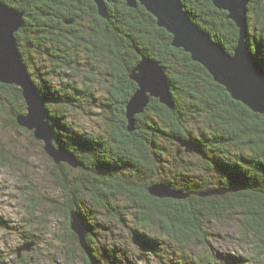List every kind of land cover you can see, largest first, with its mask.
<instances>
[{"label":"trees","instance_id":"trees-1","mask_svg":"<svg viewBox=\"0 0 264 264\" xmlns=\"http://www.w3.org/2000/svg\"><path fill=\"white\" fill-rule=\"evenodd\" d=\"M3 1L25 12L16 40L28 68L33 52L48 60L47 77L39 74L44 85L33 80L46 100L55 144L81 164L76 169L55 165L53 181L64 203L54 208L68 219L67 239L78 240L70 227V214L77 210L83 214L89 253L97 264H136L115 244L95 247L96 229L107 230L102 217L117 218L142 257L155 256L159 264H264V116L234 100L205 67L173 47V36L141 5L134 9L123 0H111L109 19H104L93 0ZM183 3L193 21L233 53L239 29L228 13L211 0ZM247 20V42L264 66V0L249 1ZM65 47L69 55L50 62L59 50L65 55ZM144 56L164 66L174 105L168 108L152 99L129 132L126 108L138 89L130 76ZM100 70L112 86L97 98L93 76ZM92 106L107 116L104 132L88 133L76 121L88 108L91 113ZM2 109L15 126L17 116L27 113L19 87L0 83ZM187 142L196 150L189 151ZM8 157L0 141V160L9 165ZM160 184L185 198L152 196L149 188ZM25 188V194L32 190ZM28 200L33 211L43 204L34 197ZM124 211L133 225L127 224ZM233 213L241 215L239 245L248 248V256L228 254L223 262L210 250L197 253L193 245L205 244L206 223ZM83 254L85 264H91ZM21 261L18 264H31Z\"/></svg>","mask_w":264,"mask_h":264},{"label":"water","instance_id":"water-1","mask_svg":"<svg viewBox=\"0 0 264 264\" xmlns=\"http://www.w3.org/2000/svg\"><path fill=\"white\" fill-rule=\"evenodd\" d=\"M99 16L109 19L107 3L111 0H93ZM130 8L143 6L157 19V25L173 36L172 45L191 55L213 77L225 87L231 97L247 106L254 113L264 116V66L252 52L248 42L247 14L250 0H211L215 7L228 13L239 29V40L233 53L193 21L185 9L183 0H123ZM25 12L0 0V83L14 85L22 90L27 113L17 116V124L33 133L41 141L48 156L57 165L66 163L72 168L80 167L79 160L70 151L55 144V132L51 124L46 100L39 92L20 52L16 34L24 26ZM67 24H72L68 21ZM138 85L126 108L128 131H134L137 115L143 114L152 99L172 108L173 96L164 66L146 56L131 73ZM189 151H195L192 142L185 143ZM234 189L233 191H238ZM149 193L158 198L182 199L185 196L164 185H154ZM71 230L77 235L81 248L90 256L87 243V225L83 214L77 210L70 214ZM33 244H26L19 251H30Z\"/></svg>","mask_w":264,"mask_h":264},{"label":"rangeland","instance_id":"rangeland-1","mask_svg":"<svg viewBox=\"0 0 264 264\" xmlns=\"http://www.w3.org/2000/svg\"><path fill=\"white\" fill-rule=\"evenodd\" d=\"M32 57L29 69L32 79L44 85L41 78L45 75L47 77L48 68L45 65L48 61L39 58L36 52H33ZM99 72L95 75L92 88L96 97L102 98L110 82L106 81L107 77L105 80L103 78L106 72ZM105 117L102 109L95 106H92L91 113L88 108L75 116L80 129L88 133L103 131L107 124ZM0 141L3 152L6 151L9 156V165L5 164V160H0V264L23 263L22 259L31 260V264H85L79 240L71 241L66 237L68 219L54 208L55 204L61 206L64 203V194L53 181L55 165H59L48 156L43 143L33 133L18 124L13 125L3 109L0 111ZM25 187H31L32 194L31 191L25 194V191L28 192ZM28 197H34L43 204L33 211ZM118 205L123 209L126 204L118 201ZM87 212L84 206L83 213ZM123 216L128 225H133L129 212L124 211ZM240 216V213H233L221 220L211 219L207 222L206 242L194 244L196 252L204 254L210 250L216 259L223 262L228 254L248 256V250H245L248 248L239 245V238L243 239L244 232ZM100 221L107 230L96 229L95 247L116 246L123 256L136 264H159L155 256L142 257L141 249L135 245L128 229L120 225L117 218L107 221L102 217ZM26 244H33L31 250L19 251ZM164 255L167 258V254Z\"/></svg>","mask_w":264,"mask_h":264},{"label":"flooded vegetation","instance_id":"flooded-vegetation-1","mask_svg":"<svg viewBox=\"0 0 264 264\" xmlns=\"http://www.w3.org/2000/svg\"><path fill=\"white\" fill-rule=\"evenodd\" d=\"M73 23H74V22H73ZM73 23H72V24H73ZM72 24H68V25H72ZM80 47H81V45H78V46H77V50H78V51H79ZM64 51H65V55L62 54V50H59L58 52H56V53H57L56 55L51 54V57L49 58L50 62H54L55 60H59L62 56L65 57V56L69 55V54L67 53V47H65ZM47 61H48V60H47ZM83 65H85V62H83ZM98 74H99V72L96 73V75H98ZM93 79L95 80V76H93ZM106 81H107V82H110V85L112 86V82H111V79H110L109 76L106 78ZM94 82H95V81H94ZM109 88H110V87H109ZM108 90H109V89H108Z\"/></svg>","mask_w":264,"mask_h":264},{"label":"bare ground","instance_id":"bare-ground-1","mask_svg":"<svg viewBox=\"0 0 264 264\" xmlns=\"http://www.w3.org/2000/svg\"><path fill=\"white\" fill-rule=\"evenodd\" d=\"M20 49V48H19ZM22 54V53H21ZM50 113V112H49ZM188 143V142H187ZM160 185H164V186H166V187H168L167 185H165V184H160ZM169 188V187H168Z\"/></svg>","mask_w":264,"mask_h":264}]
</instances>
